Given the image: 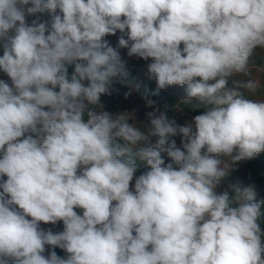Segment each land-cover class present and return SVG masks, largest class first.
Here are the masks:
<instances>
[{
	"label": "clouds",
	"instance_id": "clouds-1",
	"mask_svg": "<svg viewBox=\"0 0 264 264\" xmlns=\"http://www.w3.org/2000/svg\"><path fill=\"white\" fill-rule=\"evenodd\" d=\"M117 32L129 57L151 61L147 123L102 110L114 78L142 87L106 39ZM6 37L0 264H264V201L252 186L217 191L264 152V80L250 66L264 0H0ZM172 85L204 109L183 125L149 98Z\"/></svg>",
	"mask_w": 264,
	"mask_h": 264
},
{
	"label": "rangeland",
	"instance_id": "rangeland-1",
	"mask_svg": "<svg viewBox=\"0 0 264 264\" xmlns=\"http://www.w3.org/2000/svg\"><path fill=\"white\" fill-rule=\"evenodd\" d=\"M42 21H51L52 13L45 12L39 14ZM34 17H30L32 19ZM13 33L10 31L8 36L10 37ZM120 33L117 32L116 35H110L106 37L110 45L115 48L121 60L125 63L126 70L129 73V80L134 82H140L142 84L140 92L132 90L129 86H126L120 79L116 77L113 80L112 91L110 95L101 96V105L102 110L111 114H116L119 112H128L133 116L132 122L137 124L147 123L146 113L153 111V108L147 107L145 100L142 98L141 93L146 89L149 91H154L157 88L155 79H150L147 72V65L151 61H145L137 57H129L127 55V49L120 48L118 46V38ZM7 37L3 40H0V54H3V44L7 43ZM252 75L259 77L264 80V51L257 50L256 53L251 58L250 62ZM67 70L69 75L74 71L73 65H68ZM0 79L8 80V77L1 72ZM127 97L125 93H129ZM185 97L184 93L181 90V87L178 85L168 86L166 89L160 90L158 96H150V99L156 101L154 107H159L161 111H164L169 119L175 120L179 125H183L186 121L190 120L192 116L201 114L204 109H192L188 105L180 104L182 98ZM194 103V102H193ZM129 121V122H130ZM171 140H175L178 147L181 146V137L179 135L171 137ZM221 159H224L221 157ZM166 163L170 162L167 157H165ZM138 165L136 176H139L147 170L145 162L136 159ZM250 163L249 160L241 161L234 164L229 171V174L222 180L221 184L218 186L217 191L223 192L228 190L230 195H234V192L231 190V186L236 185L242 188L243 180L246 178L247 171L249 169ZM139 169H142L143 172L138 173ZM256 192V200L264 201V182L261 187L254 186ZM115 203V202H113ZM82 210H77L78 213H81ZM261 228L264 229V204L261 205V217H260ZM44 229H51L53 232L61 231L63 229L62 222H58L56 225H41ZM52 249L46 248L47 252ZM58 256L65 257L66 253L59 249H54ZM9 264H12V261H9Z\"/></svg>",
	"mask_w": 264,
	"mask_h": 264
},
{
	"label": "trees",
	"instance_id": "trees-1",
	"mask_svg": "<svg viewBox=\"0 0 264 264\" xmlns=\"http://www.w3.org/2000/svg\"><path fill=\"white\" fill-rule=\"evenodd\" d=\"M180 87L184 95H186V92H185L186 86H180ZM193 102L196 103L195 100ZM249 163H250V166L247 171L246 178L243 180L242 188L248 187V186L261 187L264 182V152H261L260 154H258L254 159L249 160ZM140 172H143L142 169H139L138 173ZM77 210L79 209H76V211Z\"/></svg>",
	"mask_w": 264,
	"mask_h": 264
}]
</instances>
